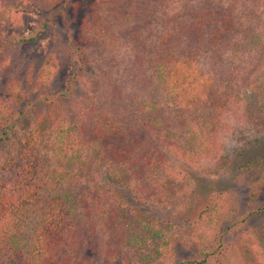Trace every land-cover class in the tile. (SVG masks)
I'll return each mask as SVG.
<instances>
[{"label": "trees", "instance_id": "trees-1", "mask_svg": "<svg viewBox=\"0 0 264 264\" xmlns=\"http://www.w3.org/2000/svg\"><path fill=\"white\" fill-rule=\"evenodd\" d=\"M115 1L94 2L98 28L113 31L99 9ZM44 2L50 12L13 45L34 46L58 17L69 24L74 0ZM191 10L185 24L194 33L189 49L181 38L161 37L149 56H138L134 80L144 81L143 90L153 89L154 95L141 96L132 84L118 83L93 108L82 102L77 112L68 110L78 72L53 92L47 89L56 73L54 57L20 56L16 69L22 68L23 77L10 76L0 95V264H112L115 259L132 264L135 258L138 264H155L169 249L172 238L144 220L129 196L169 203L158 190L174 183L176 165L209 149L205 130L220 118L231 93L219 87L223 63L205 66L204 60L222 59L239 29L207 1L191 4ZM153 13V8L143 13L144 23H151ZM81 39L70 37L68 46L83 72L87 58ZM237 44L231 54L235 80ZM11 49L0 44V73L12 65ZM243 166L254 169L255 186H261L264 153ZM219 251L218 245L202 250L198 263L211 264Z\"/></svg>", "mask_w": 264, "mask_h": 264}, {"label": "rangeland", "instance_id": "rangeland-1", "mask_svg": "<svg viewBox=\"0 0 264 264\" xmlns=\"http://www.w3.org/2000/svg\"><path fill=\"white\" fill-rule=\"evenodd\" d=\"M95 1L74 0L69 24L58 17L34 46H15L11 42L18 35L29 34L50 8L44 0H0V44L6 50L12 48L15 55L11 67L0 73V95H5L2 87L10 76L23 77L22 68L16 69L20 56L35 55L43 61L48 54L57 67L47 90H63L78 72L67 99L68 110L77 112L82 102L93 108V102L105 98L118 83L132 84L133 93L141 96L154 95L153 89L143 90L144 81L134 80L138 56H149L161 37L167 42L181 38V46L189 49L194 33L185 24L192 14L191 4L207 1L219 16L229 17L239 28L234 39L240 51L236 58L238 80L230 76L235 43L223 48L222 59L210 55L204 60L205 66L223 63L219 87L222 93H231L230 101L220 118L205 130L209 149L176 165L174 183L158 190L169 203L129 198L144 220L162 227L172 238L169 249L155 264H200L202 250L211 251L216 245L220 251L211 264H264V182L255 186L254 169L248 171L243 166L255 153H264V0H118L99 9L112 24V32L95 24ZM150 8L154 13L148 25L143 13ZM70 37L82 38L87 58L83 72L77 54L68 46ZM142 64L148 67L147 62ZM260 170L263 175V167ZM112 264L125 263L115 259ZM132 264H138V259Z\"/></svg>", "mask_w": 264, "mask_h": 264}]
</instances>
